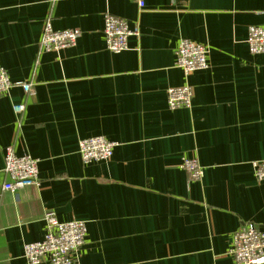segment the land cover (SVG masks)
Instances as JSON below:
<instances>
[{
  "label": "crops",
  "instance_id": "1",
  "mask_svg": "<svg viewBox=\"0 0 264 264\" xmlns=\"http://www.w3.org/2000/svg\"><path fill=\"white\" fill-rule=\"evenodd\" d=\"M106 12L137 29L127 50L106 48ZM47 19L79 30L77 45L42 51ZM261 24L264 0H0V67L35 90L0 98V264H27L47 211L87 223L80 264H236L233 232L264 229L251 164L264 160V54L247 45ZM186 38L210 50L187 78L175 51ZM187 82L192 107L169 109L168 88ZM101 134L117 143L111 159L83 162L80 140ZM9 146L40 159L38 183L15 195L1 188Z\"/></svg>",
  "mask_w": 264,
  "mask_h": 264
},
{
  "label": "built area",
  "instance_id": "2",
  "mask_svg": "<svg viewBox=\"0 0 264 264\" xmlns=\"http://www.w3.org/2000/svg\"><path fill=\"white\" fill-rule=\"evenodd\" d=\"M140 10L146 7V0H134ZM103 34L106 48L112 52H122L129 48V38L138 34L137 29H131L126 20L109 12L104 13ZM247 45L254 55L264 54V24L248 27ZM41 50L60 51L77 45L80 31L65 28L57 30L52 21L47 19L41 35ZM176 66L187 78L196 71H204L209 67V48L206 44L195 42L189 38L182 39L176 48ZM20 85L26 94L34 93L31 81L13 82L9 73L0 67V98L9 93L13 85ZM194 88L188 82L178 86H170L166 94V104L169 109L192 107ZM17 113L25 110L24 103L13 105ZM116 142L105 135L85 137L79 142V155L85 163L110 160ZM3 172L8 179L1 188L17 194L21 189L37 184L39 181L40 159L29 154L18 155L9 146L5 149ZM252 168L258 182L264 181V160L253 161ZM183 169L191 180H200L204 170L196 157L185 158ZM46 233L43 239L28 242L24 245V258L27 264H38L48 260L49 264H80L78 253L85 244L88 232L87 223L83 220H59L54 211L45 214ZM230 253L236 264H264V229L258 224L248 221L243 223L232 234Z\"/></svg>",
  "mask_w": 264,
  "mask_h": 264
}]
</instances>
